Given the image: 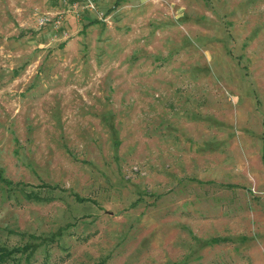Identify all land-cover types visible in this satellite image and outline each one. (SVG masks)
I'll return each instance as SVG.
<instances>
[{
    "label": "rangeland",
    "instance_id": "obj_1",
    "mask_svg": "<svg viewBox=\"0 0 264 264\" xmlns=\"http://www.w3.org/2000/svg\"><path fill=\"white\" fill-rule=\"evenodd\" d=\"M0 170L30 264H264V0H0Z\"/></svg>",
    "mask_w": 264,
    "mask_h": 264
},
{
    "label": "trees",
    "instance_id": "obj_2",
    "mask_svg": "<svg viewBox=\"0 0 264 264\" xmlns=\"http://www.w3.org/2000/svg\"><path fill=\"white\" fill-rule=\"evenodd\" d=\"M0 183L4 186L5 189H10L11 191H18L23 195L25 199H32L34 201H42L43 198L38 196L34 192H25L22 188H13L11 186V182L3 177L1 170H0ZM46 184H43L45 186ZM63 227L57 229L54 233L48 235V237L40 238L36 237L38 241L30 242V243H23L20 245L15 246H6L5 244H0V264H21L23 261L24 264H30V260L32 258L33 252L36 248L41 244H47L50 242H55L59 239Z\"/></svg>",
    "mask_w": 264,
    "mask_h": 264
},
{
    "label": "built area",
    "instance_id": "obj_3",
    "mask_svg": "<svg viewBox=\"0 0 264 264\" xmlns=\"http://www.w3.org/2000/svg\"><path fill=\"white\" fill-rule=\"evenodd\" d=\"M47 20V18H45V17H39L38 19H37V23L39 24V25H41V24H44V22ZM262 192L264 193V187L262 188Z\"/></svg>",
    "mask_w": 264,
    "mask_h": 264
}]
</instances>
